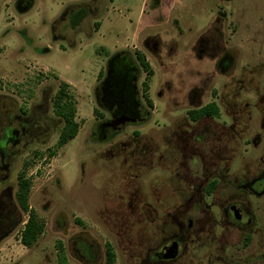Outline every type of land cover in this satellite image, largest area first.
Returning <instances> with one entry per match:
<instances>
[{
    "label": "rangeland",
    "instance_id": "1",
    "mask_svg": "<svg viewBox=\"0 0 264 264\" xmlns=\"http://www.w3.org/2000/svg\"><path fill=\"white\" fill-rule=\"evenodd\" d=\"M63 82L79 128L58 146ZM261 169L264 0H0V264H57L59 241L68 264H107L108 245L111 264H264V193L246 186ZM20 174L43 225L31 247ZM240 200L261 225L180 224ZM179 235L174 259L151 257Z\"/></svg>",
    "mask_w": 264,
    "mask_h": 264
},
{
    "label": "trees",
    "instance_id": "2",
    "mask_svg": "<svg viewBox=\"0 0 264 264\" xmlns=\"http://www.w3.org/2000/svg\"><path fill=\"white\" fill-rule=\"evenodd\" d=\"M85 16L84 9L76 10L70 17V24L75 27L80 20ZM136 59L139 61L143 69L150 75L152 69L141 51H136ZM67 84L61 83L60 88L53 98V111L62 120V127L58 134L57 145L62 146L74 139L78 133L79 123L75 121V106L72 95L67 91ZM147 89V83H144ZM219 109L214 102H210L202 107L191 109L188 111L189 117L196 121L201 117H208L217 115ZM214 183H210L208 192L211 190ZM30 189L29 180L20 174L18 178V190L16 193L17 202L22 210L28 213V218L24 223L21 231L20 242L25 247H31L32 244L38 239L43 231V225L37 220L34 211L28 206V193ZM57 264H68L65 251L61 242H57ZM114 262V253L112 248L108 245L106 247V263L111 264Z\"/></svg>",
    "mask_w": 264,
    "mask_h": 264
},
{
    "label": "flooded vegetation",
    "instance_id": "3",
    "mask_svg": "<svg viewBox=\"0 0 264 264\" xmlns=\"http://www.w3.org/2000/svg\"><path fill=\"white\" fill-rule=\"evenodd\" d=\"M109 80H110V76L105 80L104 84H108L109 86V82H110ZM129 84H130V87L133 84V88H135V83H131L130 81ZM138 110L139 109L135 108V112L138 113ZM115 113L110 111V116L113 117V119L109 123H107V125L112 124V122L116 120ZM246 186L248 187L250 191H252V193L256 195H262L264 193V169L263 170L261 169L260 173H258V176L255 179L250 180ZM258 186L260 188H258ZM186 214L187 215H184L183 217L184 219H182L180 224L183 225L185 230H188L190 232L192 231L196 235L199 232V230L202 229V227L204 226V225H201V223H204V224L208 223L209 227L211 228V231H209V234L211 232H214L216 228H223V229L233 230V231H240V230L246 231L253 225L259 226V223L261 225V222H260L261 220L257 219L255 213L252 212L248 204H245L244 201H241V200L235 201V202H229L226 206L223 207V209L219 211V213L217 214L218 216L210 212H205V211L200 212L199 210H196V215L194 216H190L188 215V213ZM185 230L183 231L185 232ZM184 232H182V234ZM183 237L184 235H179L178 237H175L174 239L168 240L167 243L163 244L160 247V250L164 246H167V245L169 247L171 246V248H172V245H176L178 248V253H179L180 248L183 245V240H184ZM159 252L157 251L156 253H153L151 257L158 258L164 261L170 260V258L169 259L161 258L158 255ZM171 259H174V258H171Z\"/></svg>",
    "mask_w": 264,
    "mask_h": 264
},
{
    "label": "water",
    "instance_id": "4",
    "mask_svg": "<svg viewBox=\"0 0 264 264\" xmlns=\"http://www.w3.org/2000/svg\"><path fill=\"white\" fill-rule=\"evenodd\" d=\"M169 249L171 250V253H170V255H169L168 258H170V259L171 258H175L177 256V254H178V248H177V246L176 245H172V248L170 246Z\"/></svg>",
    "mask_w": 264,
    "mask_h": 264
}]
</instances>
